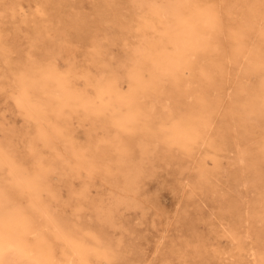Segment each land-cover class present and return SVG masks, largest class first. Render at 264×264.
<instances>
[{"label": "rangeland", "instance_id": "obj_1", "mask_svg": "<svg viewBox=\"0 0 264 264\" xmlns=\"http://www.w3.org/2000/svg\"><path fill=\"white\" fill-rule=\"evenodd\" d=\"M44 2L0 0V184L23 211L0 241L12 228L54 264H264V0L159 10L145 50L131 0ZM23 62L39 70L14 82Z\"/></svg>", "mask_w": 264, "mask_h": 264}, {"label": "bare ground", "instance_id": "obj_2", "mask_svg": "<svg viewBox=\"0 0 264 264\" xmlns=\"http://www.w3.org/2000/svg\"><path fill=\"white\" fill-rule=\"evenodd\" d=\"M45 0H43V2H44ZM185 2V0H131V8H133V10H137V11H134V12H136V14H137V16H138V18H137V24H136V26H135V30H136V33H137V38L139 37V44L138 45H136V48L137 49H139V50H145V44H146V42H148V41H150V40H153V38H155V35L159 32V29H158V24H157V20H159V18H162L161 16H160V13H159V10H161L163 13H165V15H177L178 13H180V10H181V8H182V4ZM45 3V2H44ZM37 6H39V5H37ZM56 9V8H55ZM253 9V8H252ZM37 10V9H36ZM42 10V9H41ZM253 11V10H252ZM250 12V11H249ZM253 12H255V11H253ZM41 13H42V11H41ZM49 13V12H48ZM60 13V12H59ZM247 14V13H246ZM62 15V14H61ZM10 16V15H9ZM35 16H36V14H35ZM64 17V16H63ZM244 18V17H243ZM247 18V17H246ZM35 19V18H34ZM58 19H60V18H58ZM132 20H133V18H132ZM248 20V19H247ZM162 21V20H161ZM57 22V21H56ZM59 22V21H58ZM58 22H57V24H58ZM67 22V21H66ZM249 22H251V21H249ZM61 23V22H60ZM63 23V22H62ZM161 23V22H160ZM56 24V23H55ZM65 24H68V23H65ZM165 24V23H164ZM2 25V24H1ZM47 25H48V23H47ZM215 25V24H214ZM44 26V25H43ZM53 26V25H52ZM60 26V25H59ZM68 26V25H67ZM66 26V27H67ZM162 26H164V25H162ZM3 27H4V25H3ZM33 27V26H32ZM56 28H57V25L55 26ZM244 27V26H243ZM249 27V26H248ZM35 28V27H34ZM8 29V28H7ZM39 29V28H38ZM38 29H36L37 31H38ZM45 29V28H44ZM66 29V28H65ZM67 29H69V28H67ZM1 30V29H0ZM70 30V29H69ZM135 30H134V32H135ZM236 30V29H235ZM239 30V29H238ZM1 31H3V30H1ZM65 31H67V30H65ZM69 32V31H68ZM66 33V32H65ZM132 33H133V31H132ZM235 33V32H234ZM240 33V32H239ZM241 33H242V31H241ZM245 33V32H244ZM159 34V33H158ZM163 34V33H162ZM49 35V34H48ZM69 35V34H68ZM71 35V34H70ZM70 35H69V37H70ZM240 35V34H239ZM72 36V35H71ZM134 36V35H133ZM158 36V35H157ZM241 36V35H240ZM5 37V36H4ZM135 38H136V36H135ZM264 38V37H263ZM57 39V38H56ZM63 40L65 39V38H62ZM163 39V38H162ZM161 39V40H162ZM179 39H182V38H179ZM179 39L177 38V40H174L173 41V43H174V47H176V43L179 41ZM244 39V38H243ZM4 40V39H3ZM67 40H70V39H68V37H67ZM66 39H65V41H67ZM241 40V39H240ZM61 41V40H60ZM154 41V40H153ZM152 41V42H153ZM243 41V40H242ZM259 41V40H258ZM63 42V44L65 43L66 44V42H64V41H62ZM69 42H71V40L69 41ZM73 42V41H72ZM74 43V42H73ZM138 43V42H137ZM163 43V42H162ZM62 44V43H61ZM67 44H69V43H67ZM67 44H66V46H67ZM154 44V43H153ZM157 44V43H156ZM242 44V43H241ZM150 45V44H149ZM1 46H3V45H1ZM8 46V45H7ZM153 46V45H152ZM158 46V45H157ZM235 46V45H234ZM51 49H53L52 47H50ZM49 48V49H50ZM63 49V48H62ZM59 51H61L60 49H58ZM151 50V49H150ZM234 50V49H233ZM241 50V49H240ZM243 50V49H242ZM11 51V50H10ZM249 51V50H248ZM251 51V50H250ZM53 52V51H52ZM56 52H57V50H56ZM56 52L54 53V54H56ZM202 52V51H201ZM232 52H235V51H232ZM247 52V51H246ZM65 53V52H64ZM238 53V52H237ZM9 54V53H8ZM151 54V53H150ZM244 54V53H243ZM248 54H249V52H248ZM2 55L3 54H1V57H2ZM152 55V54H151ZM201 55V54H200ZM231 55V54H230ZM238 55V54H237ZM245 55V54H244ZM9 56H10V54H9ZM144 56V55H143ZM150 56V55H149ZM236 56V55H235ZM200 57V56H199ZM205 57H206V55H205ZM4 58V57H3ZM6 58V57H5ZM75 58H76V56H75ZM202 58V57H201ZM9 59V58H8ZM7 59V60H8ZM11 59V58H10ZM73 59H74V57H73ZM205 60V59H204ZM4 61H5V59H4ZM33 61H35V60H33ZM193 61V60H192ZM214 61V60H213ZM1 62H3V60L1 61ZM6 62H8L9 63V61H6ZM248 62V61H247ZM23 63H25V62H23ZM80 63V62H79ZM123 63V62H122ZM221 63V62H220ZM158 64V63H157ZM7 65V64H6ZM68 65H70V64H68ZM72 65V64H71ZM153 65V64H152ZM155 65V64H154ZM172 65H174V66H176L177 65V63H172ZM202 65V64H201ZM216 65H217V63H216ZM39 63H36V62H31V63H28V64H23V67L22 66H20L19 67V64L16 66V68H14V72H13V80H14V82H17V81H20V82H23V81H27V80H29V81H31V77H30V74H33L37 69L39 70ZM198 66V65H197ZM244 66V65H243ZM5 67V66H4ZM8 67V66H7ZM170 67V66H169ZM171 67H173V66H171ZM206 67V66H205ZM222 67V66H221ZM44 68H45V66H44ZM48 68V67H47ZM174 68V67H173ZM173 68H171V70H173ZM189 68V67H188ZM73 68H69L68 69V72L69 73H71V74H74V70H72ZM131 69V68H130ZM123 70V69H122ZM139 70V69H138ZM197 70V69H196ZM54 71L55 70H53V69H49V70H45V72H44V83H46V82H48V81H51L54 77H56V74L54 73ZM127 71V70H126ZM125 71V72H126ZM1 72V71H0ZM140 72V71H139ZM217 72V71H216ZM263 72V71H262ZM197 73V72H196ZM215 74V73H214ZM264 74V73H263ZM38 75V74H37ZM107 75V74H106ZM120 76V75H119ZM122 77V76H121ZM88 78V77H87ZM125 78V77H124ZM153 78V77H152ZM114 79H115V77H114ZM131 79H133L134 81H136V82H139L140 81V79H139V76H138V74L136 73V75L134 74L132 77H131ZM259 79V78H258ZM55 80V79H54ZM98 80H100L99 78H98ZM113 80V79H112ZM116 80V79H115ZM119 80H121V79H119ZM146 80V79H145ZM33 81V80H32ZM97 81V80H96ZM126 81V80H125ZM144 81V80H143ZM67 82H69V81H67ZM72 82V81H71ZM105 82V81H104ZM148 82V81H147ZM259 82V81H258ZM19 83V82H18ZM33 83V82H32ZM35 83V82H34ZM92 83V82H91ZM98 83V82H97ZM263 83V82H262ZM15 84H17V83H15ZM20 85H21V83H19ZM75 84V83H74ZM93 84V86H94V89L96 90H98V88L96 87V84L95 83H92ZM91 84V85H92ZM111 84H112V82H111ZM53 85V84H52ZM57 85V84H56ZM90 85V86H91ZM120 85V84H119ZM257 85V84H256ZM139 86V85H138ZM141 86V85H140ZM148 86V85H147ZM239 86V85H238ZM18 87V86H17ZM54 87V86H53ZM89 87V86H88ZM105 87V86H104ZM130 87V86H129ZM133 87H135V86H133ZM132 87V88H133ZM150 87H153V86H150ZM262 87V86H261ZM19 88V87H18ZM57 88V87H56ZM64 88V87H63ZM68 88V87H67ZM101 88V87H100ZM131 88V89H132ZM140 88V87H139ZM138 88V89H139ZM154 89H155V87H153ZM37 89V88H36ZM69 89V88H68ZM77 89V88H76ZM105 89V88H104ZM103 89V90H104ZM112 89V88H111ZM110 89V90H111ZM116 89H118V88H116ZM136 89V88H135ZM251 89H252V87H251ZM46 90V89H45ZM56 90V89H55ZM65 90V89H64ZM71 90V89H70ZM72 90H74V88L72 89ZM84 90V89H83ZM108 90V89H107ZM38 91V90H37ZM50 91V90H49ZM79 91V90H78ZM137 91V90H136ZM264 91V90H263ZM42 92V91H41ZM52 92V91H51ZM54 92V91H53ZM77 92V91H76ZM104 92V91H103ZM127 92V91H126ZM43 93V92H42ZM62 93H64V92H62ZM61 93V94H62ZM82 93V92H81ZM84 93V92H83ZM98 93V92H97ZM110 93V92H109ZM156 93V92H155ZM41 94V93H40ZM71 94V93H70ZM79 94V93H78ZM86 94V93H85ZM114 94V93H113ZM140 94V93H139ZM148 94V93H147ZM43 95V94H42ZM54 95V94H53ZM36 96V95H35ZM62 96V95H61ZM69 95H67V97H68ZM122 96V95H121ZM78 97H80L79 95H78ZM156 97V96H155ZM169 97H171V98H173V93L172 92H170V96ZM43 98V97H42ZM51 98H52V96H51ZM54 98V97H53ZM60 98V97H59ZM63 98V97H62ZM112 98V97H111ZM113 98H115V97H113ZM137 98V97H136ZM150 98V97H149ZM158 98V97H157ZM46 99V98H45ZM82 99V98H81ZM107 99V98H106ZM117 100H118V98H116ZM142 99V98H141ZM239 99V98H238ZM37 100V99H36ZM56 100V99H55ZM67 100V99H66ZM95 100V99H94ZM98 100H100V99H98ZM104 100H105V98H104ZM126 100V99H125ZM136 100V99H135ZM58 101V100H57ZM62 101V100H61ZM84 101V100H83ZM111 101V100H110ZM121 101V100H120ZM146 101V100H145ZM36 102V101H35ZM43 102V101H42ZM64 102V101H63ZM107 102V101H106ZM138 102H139V100H138ZM28 103V102H27ZM49 103V102H48ZM56 103V102H55ZM65 103V102H64ZM95 103V102H94ZM93 103V104H94ZM120 103H122V102H120ZM119 103V104H120ZM141 103V102H140ZM35 104V103H34ZM70 104V103H69ZM76 104V103H75ZM74 104V105H75ZM102 104V103H101ZM106 104V103H105ZM126 104H128V103H126ZM43 105V104H42ZM150 105V104H149ZM29 106V105H28ZM46 106V105H45ZM50 106H52L51 104H50ZM78 106V105H77ZM142 106V105H141ZM145 106V105H144ZM206 106V105H205ZM43 107V106H42ZM55 107V106H54ZM63 107H64V105H63ZM82 107V106H81ZM130 107V106H129ZM132 107V106H131ZM152 107H153V105H152ZM30 108H32V107H30ZM74 108V107H73ZM80 108V107H79ZM99 108V107H98ZM101 108V107H100ZM142 108V107H141ZM60 109V108H59ZM61 109H62V106H61ZM91 109V108H90ZM140 109V108H139ZM44 110V109H43ZM42 110V111H43ZM49 110V109H48ZM89 110V109H88ZM104 110V109H103ZM112 110V109H111ZM143 110V109H142ZM157 110H158V108H157ZM204 110V109H203ZM35 111V110H34ZM39 111V110H38ZM41 111V110H40ZM45 111V110H44ZM56 111V110H55ZM65 111V110H64ZM100 111V110H99ZM102 111V110H101ZM144 111H145V109H144ZM36 112V111H35ZM46 112V111H45ZM45 112H43V113H45ZM58 112V111H57ZM60 112V111H59ZM93 112V111H92ZM105 112V111H104ZM116 112V111H115ZM137 112V111H136ZM147 112V111H146ZM203 112V111H202ZM211 112V111H210ZM62 113V112H61ZM142 112L141 111H139V114L140 115H138L139 116V123H140V125H141V128H139V129H142L141 131H142V134H145V135H149L150 134V136H153L156 140H158V141H165V139H164V137H165V133H164V131H163V129H161L160 128V126H159V124L157 123V121L155 122V120H153V118L152 117H148L147 115H144V114H141ZM148 113V112H147ZM151 113V112H150ZM154 113V112H153ZM163 113H165V112H163ZM172 113H173V111H172ZM176 113V112H175ZM38 114V113H37ZM42 114V113H41ZM59 114V113H58ZM158 114V113H157ZM176 114H178V113H176ZM36 115V114H35ZM57 115V114H56ZM153 115V114H152ZM40 116V115H39ZM43 116H44V114H43ZM42 116V117H43ZM48 116V115H47ZM70 116V115H69ZM87 116V115H86ZM45 117V116H44ZM56 117V116H55ZM85 117V116H84ZM92 117V116H91ZM39 118V117H38ZM47 118V117H46ZM66 118V117H65ZM111 118V117H110ZM173 118H175V117H173ZM177 118V117H176ZM179 118V117H178ZM48 119V118H47ZM107 119H109V117H107ZM106 119V120H107ZM117 119V118H116ZM43 120V119H42ZM50 120V119H49ZM63 120V119H62ZM65 120V119H64ZM125 120V119H124ZM136 120V119H135ZM44 121V120H43ZM126 121V120H125ZM48 122V121H47ZM102 122V121H101ZM106 122H108V121H106ZM127 122V121H126ZM54 123V122H53ZM69 123H71V122H69ZM138 123V124H139ZM43 124V123H42ZM57 124V123H56ZM61 124H63V123H61ZM60 124V125H61ZM104 124H106V123H104ZM137 124V123H136ZM45 125H47V124H45ZM109 125V124H108ZM119 125V124H118ZM68 127H69V125H67ZM122 126H123V124H122ZM177 126V125H176ZM63 127V126H62ZM105 127H108V126H106L105 125ZM55 128V127H54ZM57 128H59V127H57ZM61 128V127H60ZM126 128V127H125ZM56 129V128H55ZM138 129V130H139ZM134 130H135V128H134ZM55 131V130H54ZM60 131V130H59ZM52 132V131H51ZM137 132V131H136ZM58 133V132H57ZM63 133V132H62ZM137 133H139V132H137ZM192 133V132H191ZM134 134V133H133ZM51 135V134H50ZM53 135H55V134H53ZM63 135V134H62ZM56 136V135H55ZM60 136V135H59ZM71 136V135H70ZM193 136V135H192ZM191 136V137H192ZM114 137V136H113ZM130 137V136H129ZM168 137V136H167ZM59 138V137H58ZM41 139V138H40ZM64 139V138H63ZM55 141H56V139H55ZM183 141H184V139L182 138V143H183ZM191 141H192V139H191ZM195 141V140H194ZM197 141V140H196ZM60 142V141H59ZM62 142V141H61ZM111 142V141H110ZM155 142V141H154ZM186 142V141H185ZM63 143H65V142H63ZM68 143V142H67ZM73 143V142H72ZM156 143V142H155ZM70 144V143H69ZM63 145V144H62ZM190 145V144H189ZM197 145V144H196ZM201 145V144H200ZM67 146V145H66ZM70 146V145H69ZM69 146H67V147H69ZM95 146V145H94ZM159 146H161V145H159ZM166 146H167V144H166ZM65 147V146H64ZM63 147V148H64ZM72 147H74V146H72ZM72 147H70V148H72ZM83 147V146H82ZM82 147H80V148H82ZM69 149V148H68ZM78 149V148H77ZM91 149V148H90ZM94 149V148H93ZM94 150H96V148L94 149ZM145 150V149H144ZM164 150V149H163ZM69 151V150H68ZM71 151V150H70ZM84 151V150H83ZM91 151V150H90ZM149 151V150H148ZM79 152V151H78ZM92 152H93V150H92ZM95 152V151H94ZM72 153H74L73 151H72ZM85 153V152H84ZM84 153H82V154H84ZM188 153H189V151H188ZM65 154V153H64ZM76 154V153H75ZM90 154V153H89ZM92 154V153H91ZM193 154V153H192ZM67 155H69V154H67ZM73 155V154H72ZM95 155V154H94ZM197 155V154H196ZM70 156V155H69ZM2 157V156H1ZM74 157V156H73ZM72 157V158H73ZM87 157V156H86ZM37 158H39V157H37ZM42 158V157H41ZM89 158H90V156H89ZM2 159H3V157H2ZM73 160H75V159H73ZM89 160V159H88ZM87 160V161H88ZM9 163V162H8ZM1 164V163H0ZM4 164V163H3ZM8 165V164H7ZM6 166V165H5ZM4 166V167H5ZM2 167V166H1ZM11 168V167H10ZM12 169V168H11ZM90 169V168H89ZM14 171V170H13ZM34 173V172H33ZM262 174H263V172H261ZM261 173L258 175V176H261ZM13 174H15V173H13ZM19 174V173H18ZM17 174V175H18ZM4 176V175H3ZM2 176V177H3ZM12 176V175H11ZM1 177V178H2ZM13 177H15V176H13ZM262 178V177H261ZM7 180V178H3V180L1 181V182H3L4 180ZM16 179V178H15ZM14 179V180H15ZM19 179V178H18ZM25 180H26V177L24 178ZM13 180V181H14ZM17 180V179H16ZM12 181V182H13ZM19 181H21V180H19ZM0 182V183H1ZM22 183H23V181H21ZM17 183H19V182H17ZM21 183V184H22ZM13 184V183H12ZM13 185H15V183L13 184ZM19 186V185H18ZM21 186V185H20ZM24 186V185H23ZM7 186L4 184V183H2V184H0V202H2L3 204H6L7 202L9 203V202H12L13 200L12 199H10L9 197H10V195H9V191L8 190H10V189H8V188H6ZM17 187V186H16ZM15 187V188H16ZM20 188V187H19ZM26 188V187H25ZM26 190V189H25ZM20 191V190H19ZM22 191H24V190H22ZM27 192H28V190H27ZM17 193H18V191H17ZM30 196V195H29ZM12 200V201H11ZM18 202H19V200H18ZM37 202V201H36ZM35 202V203H36ZM8 203H7V205H8ZM13 204V203H12ZM37 204V203H36ZM10 205V204H9ZM9 205L7 206L8 207V210H9V212L7 213V214H4V212H3V210H2V212H3V215H0V218H1V220L2 221H4L5 223H8L9 222V220L8 219H6V220H4V215L6 216H11V217H17V216H19V217H22L23 216V211L21 210V209H17V208H9ZM40 205V204H39ZM38 205V206H39ZM125 205V204H124ZM6 207V206H5ZM6 207V208H7ZM37 207V206H36ZM39 207H42V205L41 206H39ZM39 207H37L38 209H42V208H39ZM1 208V207H0ZM43 210H44V208H43ZM2 212H0V213H2ZM241 212V211H240ZM43 213H44V211H43ZM13 218V219H14ZM237 218V217H236ZM24 223H26V222H24ZM54 223V222H53ZM9 224V223H8ZM55 224V223H54ZM54 224H53V226H54ZM237 224H238V222H237ZM57 226V225H56ZM55 227V226H54ZM233 227H235V226H233ZM57 228H59V227H57ZM237 228V227H236ZM231 231V230H230ZM38 232V231H37ZM232 232V234H233V236L234 237H236V235H237V233L235 232V231H231ZM5 233H7V235H9L10 237L9 238H6V239H4L6 242H7V245H8V247L7 246H5V242H3V240L2 241H0V264H54V262H50V261H48V260H46V258H45V256H44V254L43 253H41V252H38V253H34L33 252V249L32 248H30V247H28V246H26L25 245V243L23 242V241H21L20 240V234H18L19 232H17V231H14L12 228H6V232ZM230 234V233H229ZM231 234V235H232ZM31 235V234H30ZM34 235H35V233H34ZM61 235V234H60ZM231 235H229V236H231ZM241 235V234H240ZM264 235V234H263ZM14 236H17L18 238L17 239H15L14 238ZM65 236V235H64ZM63 238V237H62ZM213 238V237H212ZM229 238V237H228ZM233 238V237H232ZM232 238H230V239H232ZM261 238V237H260ZM64 239V238H63ZM65 240V239H64ZM230 241V240H229ZM237 241H238V239H237ZM234 242H235V240H234ZM235 244V243H234ZM238 244H239V242H238ZM69 245V244H68ZM228 247V246H227ZM233 247V246H232ZM240 247V246H239ZM240 248H242V247H240ZM233 249V248H232ZM232 249H230V251H229V248H228V250L226 251V252H228V255H229V252H231L232 251ZM236 249V248H235ZM237 249H238V247H237ZM211 250V249H210ZM239 250H241V249H239ZM219 251V250H218ZM218 251H216V253L218 252ZM225 250H223V252H224ZM234 251H236V250H234ZM238 251V250H237ZM74 252V251H73ZM220 252H222V251H219V254H221ZM233 252V251H232ZM211 253V252H210ZM225 253V252H224ZM254 253V252H253ZM253 253L252 252H250L249 253V255H251V256H253ZM218 254V255H219ZM234 254H237V252L236 253H234ZM75 255H76V253H75ZM79 255V254H78ZM225 255V256H224ZM223 255V258H225L226 257V254H224ZM230 255H232V253L230 254ZM229 255V256H230ZM211 256V255H210ZM220 256V255H219ZM80 257V256H79ZM256 257H258V256H256ZM65 258H66V256H65ZM75 258H76V256H75ZM221 258V257H220ZM232 258H233V256H232ZM231 258V259H232ZM259 258V257H258ZM67 259V258H66ZM239 259H241V258H238L237 260H239ZM68 260L70 261V263L71 264H81L79 261H76L73 257H70V258H68ZM233 260H235L234 258H233ZM258 260V259H257ZM262 261V260H261ZM237 262V261H236ZM235 262V263H236ZM240 262V261H239ZM56 263V262H55ZM83 264V263H82ZM240 264V263H239ZM256 264V263H255Z\"/></svg>", "mask_w": 264, "mask_h": 264}]
</instances>
